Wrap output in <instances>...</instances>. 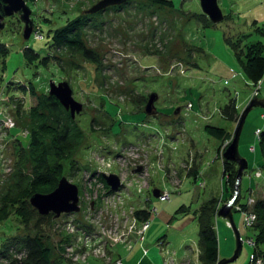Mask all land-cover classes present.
Listing matches in <instances>:
<instances>
[{"label": "rangeland", "instance_id": "obj_1", "mask_svg": "<svg viewBox=\"0 0 264 264\" xmlns=\"http://www.w3.org/2000/svg\"><path fill=\"white\" fill-rule=\"evenodd\" d=\"M23 1L29 8L28 23L21 19L24 13L19 9L4 17L0 28V222L10 224L0 225V240L4 233L7 239L36 235L54 264H86L81 258L85 254L86 261L91 256L107 264L109 256L94 250V238L80 239L81 245H91L84 251L77 244V232L70 231L87 224L95 228L101 210L102 224L113 227L117 222L120 227L118 235L109 238L119 237L122 228L129 229L134 220L133 215L123 217L122 211L129 205L135 209L141 202V208L155 207L149 228L141 242L132 239L131 249L123 244L112 246L109 240L113 263L201 264L194 212L210 194L222 195L223 153L240 113L252 99L264 100V78L251 83L242 61L252 51L261 50L264 55V0H217L222 18L215 23L203 12L199 0H171L173 7L149 0H124L96 12L88 10L102 0ZM76 16L81 17L76 30L80 29L83 44L93 51L92 62L83 53L50 44L52 31ZM26 28H30L28 35ZM27 46L40 53L38 59L30 60L37 54ZM58 83H66L69 98L63 89L50 93ZM65 96L74 102L73 111L80 107L71 116V124L66 120L71 107L62 103ZM229 99L238 111L235 122L222 114V105ZM262 111L260 106L251 108L239 137V154L252 171H243L240 197L237 195L232 205L242 246L237 259L227 264H248L254 245L250 263L264 264V243L258 247L255 239L257 232L264 230V208L255 205L256 199H264V154L260 150L264 140H258L264 133ZM156 117L171 120L172 129L166 121L159 125ZM208 124L221 128L219 139L206 132ZM69 127L68 142L62 147L59 141L54 144L51 131L61 133ZM75 127L81 131L80 138ZM34 134L36 142L26 139L28 135L33 139ZM167 135L172 140L166 139ZM225 142L228 145L223 148ZM43 151L47 153L45 171H50L53 179L33 185L34 156ZM154 153L157 159L152 161L149 157ZM159 160L163 169L158 167ZM108 161L112 165L102 168L101 162ZM138 167L141 171L135 174ZM209 169L213 176L206 182L213 187L204 184ZM198 170L199 178L194 180L192 175ZM109 173L116 174L122 184L117 190H111L102 176ZM61 178L77 186L79 211L59 217L40 215L30 205V197L51 192ZM139 185L144 194L140 197L136 191ZM154 189L168 192L170 200L160 201L152 194L148 200ZM108 192L119 193L125 201H111L102 208ZM20 194L27 196L30 207L17 206L19 198H14ZM249 195L254 197L247 206L248 212L257 213L252 224L256 230L246 225L245 214L234 212L238 206L244 208L240 204L246 203ZM214 199L219 208L229 200ZM214 225L220 261L233 254L235 238L225 219L218 216ZM9 254L21 255L16 250ZM77 254L82 262L76 261ZM5 263L0 258V264Z\"/></svg>", "mask_w": 264, "mask_h": 264}, {"label": "trees", "instance_id": "obj_2", "mask_svg": "<svg viewBox=\"0 0 264 264\" xmlns=\"http://www.w3.org/2000/svg\"><path fill=\"white\" fill-rule=\"evenodd\" d=\"M151 2L161 4V5H166L169 7H173V2L171 0H149ZM0 11H2L0 9ZM81 17L76 16L74 18L68 17L67 24L62 25L59 28H56L52 31L51 35H49L50 39V44L51 45H56V46H64L65 48L71 50L72 52H80L83 53L84 57L91 62L94 61L93 57V51L89 50L86 48V46L83 44L81 40V34H80V29L76 30L78 26L80 25ZM74 30V31H73ZM48 32V29H47ZM260 47V45H259ZM34 54L33 59L31 58L30 60H36L38 59V55L40 56V53L36 52L32 47L27 46ZM261 48V47H260ZM258 49V48H257ZM28 61L29 57L28 55L26 56ZM40 59V58H39ZM41 61V59H40ZM244 71L245 74L248 78V80L253 83L257 84L260 80L264 78V55L262 54L261 50H256L252 51L250 55L244 60ZM26 64H28L26 62ZM37 64V63H36ZM44 63L41 62V66ZM222 114L225 118L235 122L238 118V111L235 109L234 101L230 100L222 105ZM219 112V111H218ZM264 111H262L263 113ZM261 116V114H260ZM262 118V117H261ZM66 120L71 124L74 122V120L71 117V114H67ZM42 125L39 124L38 127ZM77 126V125H76ZM80 126V125H79ZM42 128V127H41ZM221 128L218 126L210 125L208 124L205 126L206 132H208L210 135L214 136L215 138L219 139L220 138V133L218 132ZM63 131L60 133L59 130H52V135L53 138L52 140L55 141L57 144V141H59L61 147L63 144H66L68 142L69 138H67L68 130H72V127H69V129L65 130L62 129ZM74 130H77L76 137H81V131L78 127H75ZM67 131V133L65 132ZM235 131V130H234ZM219 133V134H217ZM222 133V132H221ZM63 134V135H61ZM229 136V135H227ZM28 140H32L33 142H36L38 139L36 137V134L33 135V139L30 138V135L26 137ZM259 143H261L264 140V133L260 135V138L258 139ZM22 141V140H21ZM264 144V143H263ZM23 148V144L21 143ZM219 149V147H218ZM217 149V156H219V150ZM251 149V148H250ZM252 150V149H251ZM261 153L264 154V146L260 147ZM58 154H60L59 151H57ZM35 161L34 164L31 167V173H32V181L31 183L33 185L37 184H46L50 183L53 179L52 173L50 171H45L47 167V153L45 151L41 152L40 154H37L34 156ZM222 160V158H221ZM161 161V160H159ZM222 166H223V180H224V191L226 195H224L222 198L223 201H227V199L230 198L232 195L234 183H235V175L237 172V165L229 160H222ZM248 169V168H247ZM246 171V170H245ZM248 171V170H247ZM248 173V172H247ZM194 180L197 179V172L192 175ZM57 184H55L56 186ZM240 185V184H239ZM55 188V187H54ZM251 191V190H250ZM138 193V192H137ZM150 197L148 200L151 199V193ZM250 194V192H249ZM143 194V190L137 194L138 197H140ZM238 196L240 197V192H238ZM232 197V196H231ZM18 203L17 206L23 205L21 208H27L30 207L27 203L26 198L27 196L20 194L18 195L15 199ZM158 198V197H157ZM253 198H250V195L248 196V199L246 203L240 204L239 198L236 203L240 204L243 209L238 206L237 211L234 212H241L242 214H245V220L248 214V206L247 203H249ZM256 206H261V208H264V199H256ZM138 207L141 208V202L138 203ZM246 206V207H245ZM147 209H138L134 212V215L136 217V220L141 221V220H148L150 217V214L152 213V209L149 206H146ZM155 208V207H153ZM217 201L214 198L205 200L201 202L197 210L194 212V216L197 222L198 226V233H197V247L199 249V261L200 263L204 264H217L218 262V241H217V235H216V230H215V219L218 217L217 211ZM136 209V208H135ZM238 209L240 211H238ZM261 211V210H260ZM253 213V212H252ZM256 213V212H255ZM260 214V212L258 213ZM257 215V213L255 214ZM260 216V215H259ZM256 218V216H255ZM255 222V221H254ZM5 225V227L10 226L9 221H2L0 222V225ZM8 224V225H7ZM254 224V223H253ZM228 225V224H227ZM247 225V224H246ZM255 225V224H254ZM253 225H250L249 227H252ZM85 227V225L83 226ZM229 227V226H228ZM256 227L260 228V224L257 223ZM253 228V227H252ZM255 229V228H253ZM264 229V228H263ZM256 230V229H255ZM257 232V231H256ZM263 232H257V235L255 237L257 246L258 244H263L264 243V235H262ZM7 234L2 235V241L0 243V258L5 259V264H54L53 261H50V257L48 254V249H46L41 241V239L34 235L31 236L29 234L23 235L21 237L17 236H12L10 239L6 238ZM253 239V240H255ZM253 252L249 256V263L252 262L251 258L254 257L253 253L255 252V245L253 246ZM259 247V246H258ZM17 251L20 252L21 255L19 257H14L11 256L9 253L12 251ZM263 250H264V244H263ZM264 252V251H263ZM93 261L100 262L98 259L88 256L87 257V263L92 264ZM101 263V262H100ZM103 264V263H101Z\"/></svg>", "mask_w": 264, "mask_h": 264}, {"label": "water", "instance_id": "obj_3", "mask_svg": "<svg viewBox=\"0 0 264 264\" xmlns=\"http://www.w3.org/2000/svg\"><path fill=\"white\" fill-rule=\"evenodd\" d=\"M122 1L124 0H102L97 4L93 5L88 10V12H96L98 10L105 8L108 5L120 4ZM199 1L203 12L208 14L214 23L221 20L222 16L220 10L217 7V2H216L217 0H199ZM0 8H2L1 9L2 11H0V28L3 27V23L1 22V20L5 16H9L14 12H17L19 9H21L24 13V15L22 14L21 16V19H23L25 24L28 23L27 18L25 17H27L28 15L29 8L25 5V2L23 0H0ZM29 31L30 28H26L25 35H28ZM65 87H66V83H58L57 85H52L50 93L57 94L59 93V91H61V89H63L65 90V93L68 95L67 98H69L70 92L69 90L67 91ZM66 96L63 98L62 103L66 108L71 107L70 114L72 117H74V114L79 112L80 107L78 106V108H76V110L73 111L74 102L73 103L69 102L66 99ZM152 102H153V95L150 96V100L146 106V110H147L145 111L146 113L150 112L149 110L152 105ZM255 106H260L261 108H264V100L256 99V98L252 99L249 102L248 106L240 113V118L235 128L234 134L232 136V140L223 153L224 159L232 161L237 165V172H236V180L234 184L232 197L218 209L217 215L225 219L227 221L228 226L233 231L235 238V248L231 257L227 259H222L218 261L217 264H227L237 259L239 251L242 246V240L240 239L239 232L233 222L232 205L239 192V184L241 182L243 171L247 170V166H248L247 160L244 157H241L238 151L239 137L247 114L249 113L251 108ZM140 171H141V167H138L135 170V173H139ZM102 176L104 177L107 185L110 186L111 190H117L119 186H122L116 174L113 173H110L109 175L102 174ZM152 195L154 197H158L159 191L153 190ZM78 202H79L78 188L75 184L70 183L66 178H61L58 181L56 187L51 192L46 194L35 193L29 199L30 205L34 209H36L40 215L53 213L55 217H59L61 214L64 213L65 214L77 213L80 209Z\"/></svg>", "mask_w": 264, "mask_h": 264}, {"label": "built area", "instance_id": "obj_4", "mask_svg": "<svg viewBox=\"0 0 264 264\" xmlns=\"http://www.w3.org/2000/svg\"><path fill=\"white\" fill-rule=\"evenodd\" d=\"M261 117L264 120V112L262 113ZM227 145H228V142H225L223 144V148H225ZM101 159H104V158H101ZM101 163H102L101 164L102 168H104V167H110L113 162L112 161H108L106 163H104V162H101ZM161 164L162 163L160 161H158V167L160 169L163 168V166ZM141 165H144V163H141ZM146 167H148V170H149V167L150 166L148 165ZM148 174H149V172H148ZM139 177H141V176H139ZM255 177H257L256 174H255ZM145 185L146 184L143 181V186H145ZM139 188H141V191L143 190L142 189V185L141 186L139 185L138 189H136V191L138 193L141 192ZM105 197H106V199L105 198L103 199L102 208L104 206L107 207L108 205H110V202L111 201H114L116 203H122V202L125 201V199L119 193L117 194V193L108 192L107 194H105ZM158 199L160 201L170 200V194L168 192H161L159 194V198ZM130 206L131 205H129V207H128L127 210H123L122 211V216L123 217H127L126 215H133L134 216V220L132 221V224H130L129 229L122 228L123 231H122V234L119 237L115 236L113 238H109L110 234H113L114 233L115 235H118V232L117 231H118V229H120V227L117 225V222H115V225L113 227H111V225L109 223H107V224L103 223L102 224L99 221L100 218H103L104 217V216L102 217V211L101 210H99L100 213H98V217H97L96 221L93 220L95 222V224H96L95 228H90L89 225L87 224V225H85V228H83V229L80 230V229H77L74 226L75 229L73 227L72 231H70V234L77 232V236H76V238H77V244L80 246L79 248H83L84 251L90 249L91 248V245H90L89 242H86V243L83 242V245H81L80 239L81 238H89V237L90 238H94V244H96L95 245L96 247L94 248V250L100 252V254L103 255V256H109V257H107V260H108L107 264L108 263L109 264H116V262H117V264H119L120 261L119 262L116 261L115 263H113V261H112L113 260L112 254L110 255L108 253V251L111 250L110 249V245H109V240H111L114 243V244H112V246H114L116 244H123L124 246H126L127 249H131L132 239L135 238L136 241L141 242V239L143 237V234L145 233V231L149 227V221H150L149 219L148 220H145L144 219V220L138 221V220H136V217L134 215V212L136 210H138V209H140V210L143 209L144 210L145 208H139V207H137L136 209H131ZM154 211H155V208H152V212H154ZM254 220H255L254 213L252 214V212H248L247 217H246V220H245L246 224L248 226H250V225L253 224ZM83 232L86 233L85 236H84V233ZM248 243L250 244L251 241L248 242ZM78 253L79 254H82L80 252H78ZM112 253H113V251H112ZM142 253L143 254L144 253H147V250L145 249ZM87 255L85 254V257H84V255H81V258L83 259V261L86 264H88L87 261H86V256ZM76 257H77V260H76L77 262H78V260H79V262H82V259H80V258L78 259V257H79L78 254L76 255ZM185 261H187V259H185ZM79 264H83V263H79ZM186 264H189V263L186 262Z\"/></svg>", "mask_w": 264, "mask_h": 264}, {"label": "crops", "instance_id": "obj_5", "mask_svg": "<svg viewBox=\"0 0 264 264\" xmlns=\"http://www.w3.org/2000/svg\"><path fill=\"white\" fill-rule=\"evenodd\" d=\"M263 86H264V80H263ZM264 89V88H263ZM175 113H176V115L179 117V118H181L180 117V113H179V111H175ZM159 114H161V113H159ZM166 116V115H165ZM151 118H154V117H150L149 118V120H151ZM157 118V117H156ZM146 119H145V123H146ZM164 122V121H166V123H168V125H166L167 126V128H169V129H172V124H170L171 123V120H168V119H162V120H159L158 118H157V121L156 122H159V125H162L161 124V122ZM210 125H212V124H210ZM184 130V129H183ZM185 132H186V130H184ZM168 135H170V133H168ZM168 135L166 136L167 138L166 139H169V140H172V138H171V136L170 137H168ZM230 143V142H229ZM238 147H239V143H238ZM251 148V147H250ZM162 150V149H161ZM157 151V150H156ZM238 151H239V148H238ZM155 154L156 153H154L153 155H152V157H149L152 161H155L156 159H157V157L155 156ZM162 156V155H161ZM169 160H171L170 158H169ZM142 162H145V161H142ZM161 162V161H160ZM262 164V163H261ZM150 165V164H149ZM162 166H163V164H161ZM169 165V164H168ZM173 168H174V166H172V170H173ZM247 170H246V172H249V171H252V169H249V166H247ZM197 169H198V167H197ZM211 169V168H210ZM209 169V172H207V175H206V179H205V182H204V184L206 185V183H208V182H206L207 181V179H210V177H212L213 175V171H211ZM215 169V168H214ZM255 169V168H254ZM253 169V170H254ZM199 175H200V173H199V170L197 171V178H199ZM187 176V175H186ZM223 166H222V173H221V176H220V179L222 180V182H223V192H222V195H220L219 197L218 196H214V195H211L210 194V196H208L207 198H205V199H203L202 200V202L203 201H205V200H208V199H211V198H216V199H219V198H221L222 199V197L224 196V195H226V193H225V191H226V189H225V191H224V180H223ZM243 177V176H242ZM221 182V181H220ZM207 185H209L210 187H213V184L211 183V182H209ZM259 187V185H257L256 186V188H258ZM255 188V189H256ZM154 190H156V189H154ZM153 191V190H152ZM159 191V190H158ZM252 191V190H251ZM252 192H254V191H252ZM149 228V227H148ZM147 231V230H146ZM143 254V253H142ZM144 255V254H143ZM219 255V254H218ZM184 258H189V257H187V256H185ZM183 258V259H184ZM218 258H219V256H218ZM92 264H100L99 262H97V261H93V263Z\"/></svg>", "mask_w": 264, "mask_h": 264}, {"label": "bare ground", "instance_id": "obj_6", "mask_svg": "<svg viewBox=\"0 0 264 264\" xmlns=\"http://www.w3.org/2000/svg\"><path fill=\"white\" fill-rule=\"evenodd\" d=\"M122 159H124V158H122ZM134 162H135V161H134ZM123 164H124V165H127L126 162H125L124 160H123ZM135 174H136V173H135ZM52 214H53V213H52ZM53 216H54V215H53Z\"/></svg>", "mask_w": 264, "mask_h": 264}, {"label": "clouds", "instance_id": "obj_7", "mask_svg": "<svg viewBox=\"0 0 264 264\" xmlns=\"http://www.w3.org/2000/svg\"><path fill=\"white\" fill-rule=\"evenodd\" d=\"M226 148V147H225ZM163 169V168H162ZM110 174V173H109ZM114 174V173H113ZM160 194V193H159ZM147 254V253H146Z\"/></svg>", "mask_w": 264, "mask_h": 264}]
</instances>
